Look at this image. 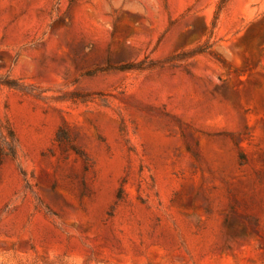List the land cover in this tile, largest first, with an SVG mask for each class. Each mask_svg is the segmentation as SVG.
<instances>
[{
	"label": "rangeland",
	"instance_id": "rangeland-1",
	"mask_svg": "<svg viewBox=\"0 0 264 264\" xmlns=\"http://www.w3.org/2000/svg\"><path fill=\"white\" fill-rule=\"evenodd\" d=\"M219 3L0 0V264H264V0Z\"/></svg>",
	"mask_w": 264,
	"mask_h": 264
},
{
	"label": "trees",
	"instance_id": "trees-1",
	"mask_svg": "<svg viewBox=\"0 0 264 264\" xmlns=\"http://www.w3.org/2000/svg\"><path fill=\"white\" fill-rule=\"evenodd\" d=\"M229 0H220L219 7H218V14L224 9V7L227 5ZM218 18V15L216 16ZM7 134H2V146L0 150V164L3 162L4 157H11L12 159L17 158V137L15 135V132L10 126H7ZM56 140L60 143L62 142H70L71 143V137L69 131L65 127H61L58 130ZM77 153L81 155L82 157L84 154L77 150Z\"/></svg>",
	"mask_w": 264,
	"mask_h": 264
}]
</instances>
